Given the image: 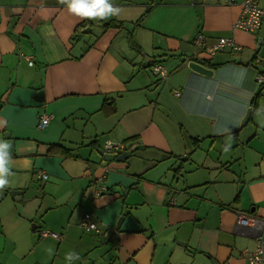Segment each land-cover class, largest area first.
Wrapping results in <instances>:
<instances>
[{
    "label": "crops",
    "instance_id": "0c3cea01",
    "mask_svg": "<svg viewBox=\"0 0 264 264\" xmlns=\"http://www.w3.org/2000/svg\"><path fill=\"white\" fill-rule=\"evenodd\" d=\"M110 2L118 14L90 19L61 0H0V141L11 146L0 264H248L258 233L237 215L264 218V90L253 103L264 21L237 28L242 0ZM199 32L242 48L210 55ZM131 136L145 147L125 160L100 153L131 150L106 147ZM30 188V199L12 194ZM86 212L101 232L80 224ZM110 228L116 243L100 239Z\"/></svg>",
    "mask_w": 264,
    "mask_h": 264
},
{
    "label": "built area",
    "instance_id": "2783aa9c",
    "mask_svg": "<svg viewBox=\"0 0 264 264\" xmlns=\"http://www.w3.org/2000/svg\"><path fill=\"white\" fill-rule=\"evenodd\" d=\"M264 21V0H242V11L235 24L237 28L245 31H255L260 28ZM194 44L204 49L208 54L214 55L216 52L229 48L234 51H239L242 46L238 44L233 37H220L214 43H209L202 32L197 33ZM33 63V60H30ZM153 70L158 75L165 77L166 68L162 65H154ZM257 82L259 85L264 84V71H261L257 75ZM51 116L48 113L41 115L40 117V127H45L50 122ZM107 150L110 151H122L126 149L125 144L118 143L113 144L108 142ZM43 179L48 178L46 172L40 175ZM237 222L244 226H249L255 229L258 233L256 238L255 247L252 250H244L243 254L246 255L248 259V264H264V218L258 217L251 213L239 212L237 215ZM80 224L88 229L101 232L100 226L95 221L92 212H86ZM42 236H54L60 237L61 235L57 232L51 230H42Z\"/></svg>",
    "mask_w": 264,
    "mask_h": 264
},
{
    "label": "clouds",
    "instance_id": "9594fccd",
    "mask_svg": "<svg viewBox=\"0 0 264 264\" xmlns=\"http://www.w3.org/2000/svg\"><path fill=\"white\" fill-rule=\"evenodd\" d=\"M61 2L66 3L71 12L82 18L108 19L111 15L118 14V9L113 7L110 0H61ZM10 147L7 142L0 141V191H3L9 184L11 156L8 149ZM66 258L73 260L77 257L69 254Z\"/></svg>",
    "mask_w": 264,
    "mask_h": 264
},
{
    "label": "water",
    "instance_id": "95a60500",
    "mask_svg": "<svg viewBox=\"0 0 264 264\" xmlns=\"http://www.w3.org/2000/svg\"><path fill=\"white\" fill-rule=\"evenodd\" d=\"M83 31H85V29ZM189 66L193 70L198 71V72L203 73V74H206V75H213V73H214L211 68H209L206 65H204V64H202L200 62H197L195 60L190 61L189 62ZM36 80L40 83L41 80H40V75L39 74H37ZM44 98H45L44 91L42 89H40L37 92V94L35 96V99L38 100V101H43ZM251 111H252V107H250L247 110L245 116L242 118L240 127L237 128L236 130H234V134H236L239 131V129L241 127L245 126V124L248 122V119L250 117ZM144 147H145V145H143V144H136L135 146L132 147L131 150H125L123 153H121L118 156H115V154H113V153H105L102 150L100 151V153L104 156V158L106 160H111L113 158H116L117 160L122 161V160H125L126 158L130 157L131 152L136 151L138 149H142ZM35 193H37V190H34L33 188H30V189H27V190H24V189L12 190V194H13L14 198H16V199H21L22 197H24V199H30L31 197L36 195ZM122 219L123 218H120V220L118 221V223L116 225V228H120ZM114 232H115V229L114 228H110L107 232L103 233L100 236L101 241L105 242L106 240H111L113 243L118 242V236Z\"/></svg>",
    "mask_w": 264,
    "mask_h": 264
},
{
    "label": "trees",
    "instance_id": "16d2710c",
    "mask_svg": "<svg viewBox=\"0 0 264 264\" xmlns=\"http://www.w3.org/2000/svg\"><path fill=\"white\" fill-rule=\"evenodd\" d=\"M123 24H124L123 21L114 20V21H111L110 23H108L106 26L108 27V26H111V25H116V26H119V27H124ZM75 37H76V35L73 36V40H74ZM263 90H264V84H261L259 91L256 92L255 95H254L253 103H254L256 108L259 107V100L263 96V94H262ZM123 143L127 146L126 147L127 149H131L134 145L138 144V137L137 136L128 137V138H126L123 141ZM199 143H200V140L198 138H194V140H193L194 148L198 147Z\"/></svg>",
    "mask_w": 264,
    "mask_h": 264
},
{
    "label": "rangeland",
    "instance_id": "374dc122",
    "mask_svg": "<svg viewBox=\"0 0 264 264\" xmlns=\"http://www.w3.org/2000/svg\"><path fill=\"white\" fill-rule=\"evenodd\" d=\"M111 142H113V141H111ZM113 143H116V142H113ZM118 143V142H117ZM89 152H90V150H88ZM52 181V180H51ZM57 180H55V182H56ZM41 183H44V181H42ZM36 184H38V182L36 183ZM61 189H63V190H69L70 189V187H68V185H66V186H64V187H62ZM37 220H38V222L42 225L41 227H43V223H44V221L42 220V218L39 216L38 218H37ZM41 230V229H40ZM39 232V231H38ZM37 232V233H38Z\"/></svg>",
    "mask_w": 264,
    "mask_h": 264
}]
</instances>
